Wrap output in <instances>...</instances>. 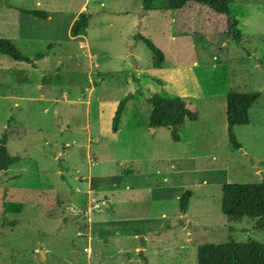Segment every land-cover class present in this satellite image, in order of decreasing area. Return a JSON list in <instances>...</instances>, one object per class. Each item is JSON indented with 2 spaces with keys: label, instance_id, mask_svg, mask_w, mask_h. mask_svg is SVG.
Returning <instances> with one entry per match:
<instances>
[{
  "label": "rangeland",
  "instance_id": "374dc122",
  "mask_svg": "<svg viewBox=\"0 0 264 264\" xmlns=\"http://www.w3.org/2000/svg\"><path fill=\"white\" fill-rule=\"evenodd\" d=\"M165 5L0 0V38L30 59L42 55L32 67L0 54V139L6 133L20 157L0 171V264H43L41 253L45 264H197L201 244H264V222L221 211L224 184H264V0L230 6L239 45L226 16ZM82 13L88 20L73 36ZM139 34L163 51L162 64ZM107 72L124 76H97ZM253 92L249 125L233 128L235 149L226 97ZM155 95L198 113L179 142L147 126ZM4 202L20 210L5 212Z\"/></svg>",
  "mask_w": 264,
  "mask_h": 264
},
{
  "label": "trees",
  "instance_id": "16d2710c",
  "mask_svg": "<svg viewBox=\"0 0 264 264\" xmlns=\"http://www.w3.org/2000/svg\"><path fill=\"white\" fill-rule=\"evenodd\" d=\"M234 0H166L165 10L182 11L190 5H200L208 8L218 15L227 17L226 35L235 44L242 42L243 34L238 28V21L230 17V6ZM153 0H144L143 11L151 10ZM24 13L34 17L46 19L47 13L40 10L20 9ZM88 15H79L71 28V34L78 36L82 33ZM143 41L154 55L158 64L165 60V54L150 39L137 35L135 37ZM0 54L8 56L15 62H25L32 67L37 64L34 60L41 58L36 55L34 59L20 53L8 40L0 38ZM101 80L122 77L118 72H107L97 74ZM260 94L253 93H230L226 97V124L229 134V141L235 149L241 145L233 133L235 126H246L250 123L249 110L258 100ZM151 106L146 124L150 129L166 128L174 142L181 140V134L187 122H196L198 113L190 110L186 103L180 98H166L155 95L147 100ZM123 101L115 113L112 123V131L117 132L118 122L123 111ZM8 136L4 133L0 139V171H7L10 167L20 162V157L12 156L7 150ZM191 193L186 191L179 199L180 213L185 214ZM5 212L10 210L19 211L20 204L4 202ZM221 211L224 216L232 221H239L243 218L264 222V184H224L222 187ZM197 264H264V244L248 239L246 242H227L222 245L201 244L197 246Z\"/></svg>",
  "mask_w": 264,
  "mask_h": 264
},
{
  "label": "water",
  "instance_id": "95a60500",
  "mask_svg": "<svg viewBox=\"0 0 264 264\" xmlns=\"http://www.w3.org/2000/svg\"><path fill=\"white\" fill-rule=\"evenodd\" d=\"M41 256H42V263L45 264V256H44V253H41Z\"/></svg>",
  "mask_w": 264,
  "mask_h": 264
}]
</instances>
